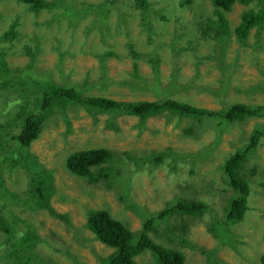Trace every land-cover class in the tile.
Instances as JSON below:
<instances>
[{
  "label": "rangeland",
  "instance_id": "rangeland-1",
  "mask_svg": "<svg viewBox=\"0 0 264 264\" xmlns=\"http://www.w3.org/2000/svg\"><path fill=\"white\" fill-rule=\"evenodd\" d=\"M48 1L55 6L37 10L21 0H0V37L11 29L17 32L12 40L0 38V53L13 71L10 80L13 86L0 87V137L11 145L14 143L10 136L21 130L15 119L20 111L19 95L29 92L33 83L23 82L19 76L22 70L38 79H50L56 85L74 86L88 96L124 102L156 101L164 97L192 100L196 106L211 110L235 103L264 104V28L261 46L257 45L255 29L247 46H241L234 33L244 11L257 8L255 2L248 6L236 3L226 15L232 35L226 49L229 67L225 72L206 58L221 54L219 43L204 39L200 31L206 27L207 18H215L211 0H191L192 4L185 8L180 7V0H149L151 30L135 0H68L78 8L75 3L82 7L108 4L105 12L94 9L101 16L106 15L104 25L94 12L75 24L60 15L65 12L62 0ZM121 5L125 6V14L120 15L117 8ZM176 36H182L177 42L179 47L187 46L179 54L170 45ZM191 45L197 50L188 49ZM132 49L141 55L135 57ZM152 59H158L159 63L156 65ZM135 63L147 87H133L129 83L137 81L132 74ZM155 66L159 76L154 74ZM189 83L198 89L204 86L214 89L218 95L206 88L198 94L194 88H186ZM9 100L15 101L10 111L5 103ZM61 108H53L55 113L46 120L29 153L52 171L56 191L50 203L68 219L56 218L45 209L33 210L20 199L7 205L15 213L20 230H32L39 237L36 250L45 264H77L74 260L80 264H100V257L113 252L95 239L87 227L88 212L94 209H107L116 219L139 231L148 215L156 214L180 196L193 199L190 194L179 195L183 188L191 186L189 191L222 217L232 191L224 182L220 165L248 144L255 128L264 125V116L220 127L216 120L208 121L197 131L203 133L200 137L196 133L195 137H189L182 131L188 120L180 122L161 113L141 125L133 116L120 114L111 118L107 114H91L78 105ZM113 120L118 126L116 131L108 128V122ZM97 147L107 148L119 157L121 175L111 173L110 179L91 183L67 169L68 155ZM164 152L168 156L172 152L181 155L175 159L176 167L170 164L173 160L170 157L159 165L144 161L137 165L126 156V153L142 157ZM193 162L197 168L194 174ZM243 164L240 174L249 181L251 189L249 210L243 221L230 225V233L217 227L218 238L211 232V210L202 217L176 214L160 222L158 229L163 231L151 236L158 237L166 248L172 246L181 251L184 264H264V136ZM0 174L8 190L27 198L24 191L30 175L24 168L5 164L0 167ZM206 184H210V190L202 189ZM136 261L158 264L150 251Z\"/></svg>",
  "mask_w": 264,
  "mask_h": 264
},
{
  "label": "trees",
  "instance_id": "trees-1",
  "mask_svg": "<svg viewBox=\"0 0 264 264\" xmlns=\"http://www.w3.org/2000/svg\"><path fill=\"white\" fill-rule=\"evenodd\" d=\"M21 1L31 4L33 9L37 10L55 6L54 2L48 0ZM62 1L64 2L65 12L60 15L68 17V19L75 24L77 22L79 23V21H83L88 15L93 14V12L96 14L97 19L103 21V25L107 23L106 15L101 16L94 9H102V11L105 12L109 8L108 4L102 7L92 6V4H88V7H82L75 3L80 7L78 8L72 5V2L68 0ZM180 2V7L182 8H185L188 4H192L191 0H180ZM211 2L215 18H207L206 27L200 28L201 36L204 39L219 43L218 46L221 54L207 55L206 58L216 62L223 68V71H225L229 67L225 61L226 49L232 35L231 27L226 17L227 13L233 10L236 3H242L248 6L252 2H255L257 8L251 7L244 11L242 20L236 26L234 33L237 42L241 46H247L249 35L251 31L255 29L257 30L255 34L257 45L261 46V35L264 28V0H211ZM135 3L137 7L142 10L143 18L146 19L145 23L150 24L151 30V21H153L151 17L152 5L149 4V0H135ZM117 9L120 15L125 14L124 5H121V7ZM154 12L156 13L155 10ZM16 36L17 32L11 29L1 35L0 38L12 40V38ZM179 38L181 39L182 36H176V39L170 44L173 48V52L176 54H179L187 47L183 48L177 45ZM131 46L133 45L130 44V47ZM188 49L197 50L195 45H191V48L189 46ZM31 50L28 49L30 52ZM132 53L134 54L136 51L132 49ZM140 55V53H136L134 56L138 57ZM152 62L157 65L159 60L152 59ZM138 69V64L135 63L132 74L137 78V81L129 83L133 84V87H147V83L146 85L142 83L143 77L139 74ZM12 74L13 71L8 67V63L0 53V87L4 86V88L10 89V86H13V82L10 81ZM154 74L155 76H159V70L156 66ZM230 75L231 74H229V76ZM19 76L23 82L33 83H31V89L28 90L29 92L19 95L20 100L18 105L20 111L16 114L15 119L20 122L18 127L20 126L21 130L19 133L10 136V140L13 141L14 144L11 145L8 141H4L2 137H0V167L5 164L10 168L21 166L27 173H30V176L29 185L27 190L24 191L27 198H20L19 193L11 192L8 190L5 182L0 181V237L2 238L0 242V264H45L42 262L36 250V242L39 237L32 230L25 232L20 230L18 221L14 217L15 213L11 209H7V205H10V203H14L20 199L33 210L45 209L50 215L56 218L62 220L68 219L67 215L57 212L50 203V199L56 191L52 171L46 169L40 164L36 156L29 153L33 142L41 136L46 120L50 114L52 115L55 113L56 109L53 111L54 107L62 110L61 107L63 106L68 108V106L72 107L78 105L91 114H107L110 115L111 118L120 114L133 116L138 118L141 125H144L149 118L161 113L177 118L180 122L188 120L189 123L182 128V131L184 136L189 137H195V133L200 137L203 133L197 131L202 129L208 121L216 120L220 127L225 123L230 124L236 121H244L251 117L264 116V104L249 105L245 103H235L220 110H211L196 106L192 100L165 99L164 97L156 101L141 100L124 102L103 96H88L83 92H78L74 86L63 87L62 85H56L55 82L50 79L35 78L32 74H28L26 70H22V75ZM225 82L227 81L225 80ZM19 83L21 82H17V84ZM186 88H194V90L200 94L201 90H204L206 87L204 86L202 89H198L192 83H189ZM208 90L218 95L216 90L206 88V91ZM161 94L164 95L162 92L160 95ZM5 103L7 109L10 111L15 101L9 100V102L6 101ZM32 106L34 108H32ZM108 128L115 129V131L118 130V126L114 120L108 122ZM4 129L6 130V128ZM263 136L264 125H261V127H257L253 130L248 144L242 149L234 152L223 162L222 166H220L223 172V179L225 178L224 182H227L232 191L228 196L227 205L223 208L224 214L222 217H219L218 212L212 210V208L206 204L204 200H201L195 192H190L189 189H191V186L183 188L179 195L190 194L193 199L182 195L170 202L162 210H159L156 214L148 215V217L146 216L147 218L139 231H134L128 227L127 224L116 219L107 209H94L89 211L87 215V227L95 235V239L113 249V252L108 256L100 257V264H137L136 258L148 251L152 253L153 260L158 264H184V255L181 251L172 248L170 245L171 248H166L163 242L158 240V237L154 238L151 236L153 232L159 234V232L163 231L158 229L160 222L176 214H188L202 217L212 210L213 222L210 226L211 232L218 238L220 234H218V236V231H215L217 227L230 233V225L244 219L249 210V198L251 195L250 183L244 176H241L240 169L244 165L243 163H245L255 151ZM126 156L134 159L137 165H140L141 161L159 165L165 160V157H170L173 158L170 164H173L174 167L177 166V161H175V159L181 157L180 154L173 152L170 156H168V152L155 153L142 157L126 153ZM193 163L194 167L191 169L192 174L196 173L197 169L195 168L196 162ZM66 167L72 174L84 178L91 183L110 179L111 177H109V174L111 173L116 174V176L122 174L119 157L115 156L111 150L104 147L79 150L71 153L66 159ZM204 188L210 190L211 186L210 184H206L202 187V189ZM132 207L138 209L136 205H132ZM183 226L185 227L186 223H184ZM166 227L169 229L168 224ZM183 232L185 231L183 230ZM228 241L230 243L232 242L231 236ZM74 261L80 264L77 260Z\"/></svg>",
  "mask_w": 264,
  "mask_h": 264
},
{
  "label": "flooded vegetation",
  "instance_id": "flooded-vegetation-1",
  "mask_svg": "<svg viewBox=\"0 0 264 264\" xmlns=\"http://www.w3.org/2000/svg\"><path fill=\"white\" fill-rule=\"evenodd\" d=\"M210 160H211V158H210ZM223 164V163H222ZM222 164L220 165V166H222ZM16 167H18V166H16ZM13 168H15V167H13ZM27 173V172H26ZM27 174H29L30 175V173H27ZM0 181H4L3 180V178H2V176H1V174H0ZM208 181V180H207ZM209 182H211V181H209ZM246 216V215H245ZM241 221H243V219H241V220H239L238 222H241Z\"/></svg>",
  "mask_w": 264,
  "mask_h": 264
},
{
  "label": "clouds",
  "instance_id": "clouds-1",
  "mask_svg": "<svg viewBox=\"0 0 264 264\" xmlns=\"http://www.w3.org/2000/svg\"><path fill=\"white\" fill-rule=\"evenodd\" d=\"M242 122V121H241Z\"/></svg>",
  "mask_w": 264,
  "mask_h": 264
}]
</instances>
